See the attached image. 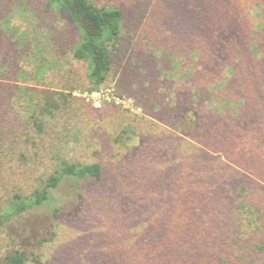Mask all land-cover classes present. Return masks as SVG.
Returning a JSON list of instances; mask_svg holds the SVG:
<instances>
[{
    "label": "trees",
    "instance_id": "obj_1",
    "mask_svg": "<svg viewBox=\"0 0 264 264\" xmlns=\"http://www.w3.org/2000/svg\"><path fill=\"white\" fill-rule=\"evenodd\" d=\"M180 1L185 8L173 18L169 37L187 51L177 56L181 63L168 76L186 83L189 92L177 89L172 101L163 102L151 96V88L134 91L135 84L119 80L113 87L149 115L168 114L171 126L160 135L163 140L151 144L146 127H136L141 143L127 155L143 160L119 161L123 174L111 176L116 179L111 194L94 199L115 214L80 264H264V54L252 40L256 54L245 39L233 34L230 42V30L239 24L237 0ZM45 8L74 24L78 40L72 54L86 64L85 79L59 85L39 102L29 95V115L22 117L14 110L15 98L21 101L20 94L32 89L12 83L13 66L0 62V190L9 183L14 188L9 204L0 202V223L52 200V190L67 176L89 183L104 178L100 160L72 161L63 153L64 138L56 128L59 123L69 128L79 116L82 105L72 102L75 89L92 93L113 73L120 76L115 58L125 36V13L94 0H47ZM160 143L166 149L160 151ZM107 148L116 153L113 143ZM164 151L169 163L149 173L150 157ZM33 176L36 185L21 182ZM59 258L55 264H70L67 253ZM28 260L18 250L0 264Z\"/></svg>",
    "mask_w": 264,
    "mask_h": 264
},
{
    "label": "rangeland",
    "instance_id": "obj_2",
    "mask_svg": "<svg viewBox=\"0 0 264 264\" xmlns=\"http://www.w3.org/2000/svg\"><path fill=\"white\" fill-rule=\"evenodd\" d=\"M94 1L98 5L121 8L127 20L125 36L115 58L116 72L120 76L117 77L115 73L110 75L101 89L106 92L109 88L117 87L118 80L127 81L135 84L134 91L151 88V96L163 102L172 101L173 92L177 89L182 90V94L189 92L183 86L186 83L168 76H172L174 65L180 62L177 56L187 51L186 46L179 50L175 36L169 37L173 18L180 16L181 8H185L180 0ZM237 1L234 21L239 24L235 25L236 29L230 30V42L233 44L234 34L237 40H246L252 54L257 53L253 42L264 54V0ZM46 2L0 0V62L13 66L12 83L16 81L28 90L32 89L20 94L21 101L16 102L18 99L15 98L14 110L22 117L29 115V95L39 102L59 85L85 79L86 64L72 54V47L78 40L74 24L62 12L46 10ZM165 26L167 29L163 31L161 28ZM84 93L79 89L73 92L77 99H72V102L82 105L79 116L71 120L69 128L64 130L59 123L56 129L64 138L63 153L72 161L100 160L105 167L104 178L101 182L89 183L86 179L77 180L67 176L52 190V200L0 223V261L8 254L21 250L27 253V264H55L64 253L68 254L70 264H80L91 248L99 245L110 221V213L115 214V210L110 211L108 205L98 206L94 199L111 194L110 187L116 180L111 176L123 174V166L117 164L119 161L143 160L142 156L129 159L127 155L141 143L136 127H146L151 137L150 144L153 140L161 139V134H168L164 130L171 126L168 125V114L165 118H156L138 107L133 99L132 106L126 107L105 102L103 97V106L98 108L93 104L97 98L89 103L84 99ZM181 112L177 117H181ZM261 115V111H257L258 120L263 119ZM190 116L185 122L188 128L193 126L194 121L192 113ZM176 123L180 126L179 119ZM111 143L116 153H108L107 146ZM160 144V151L166 149L164 144ZM123 155H127L126 158ZM165 155L167 159L163 164ZM168 159L166 152L153 154L148 160V172L156 173L164 169L169 163ZM133 167L131 165L129 170ZM37 178L33 176L20 181L24 185H36ZM12 189L13 184L9 183L5 191L0 190L3 206L11 201ZM55 210H59V214H55Z\"/></svg>",
    "mask_w": 264,
    "mask_h": 264
},
{
    "label": "built area",
    "instance_id": "obj_3",
    "mask_svg": "<svg viewBox=\"0 0 264 264\" xmlns=\"http://www.w3.org/2000/svg\"><path fill=\"white\" fill-rule=\"evenodd\" d=\"M83 96L86 98L88 102H92L95 98H97L96 101H93V104L98 108H101L103 106L102 101H101L103 97H105L104 99L105 102L109 100V101H113L116 104L126 106V107H131L132 102H133L131 98L121 97V96L116 95L114 93L113 88L112 89L109 88L106 92L104 89H100L92 93L85 92Z\"/></svg>",
    "mask_w": 264,
    "mask_h": 264
}]
</instances>
